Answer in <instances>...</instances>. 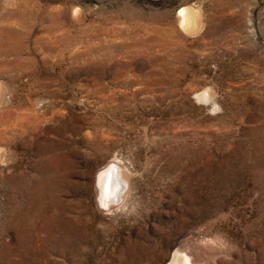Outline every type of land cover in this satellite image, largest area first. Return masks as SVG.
Listing matches in <instances>:
<instances>
[{
	"label": "rangeland",
	"instance_id": "obj_1",
	"mask_svg": "<svg viewBox=\"0 0 264 264\" xmlns=\"http://www.w3.org/2000/svg\"><path fill=\"white\" fill-rule=\"evenodd\" d=\"M0 90V264H264V0H0Z\"/></svg>",
	"mask_w": 264,
	"mask_h": 264
},
{
	"label": "bare ground",
	"instance_id": "obj_2",
	"mask_svg": "<svg viewBox=\"0 0 264 264\" xmlns=\"http://www.w3.org/2000/svg\"><path fill=\"white\" fill-rule=\"evenodd\" d=\"M177 15L180 17V23L181 24H186L189 26H193L195 24V19L193 18L192 14L190 13V10L185 9V8H181L178 11ZM0 95H2V93ZM115 165H117L115 162H109L108 165L105 167L104 172L106 173V175L104 177L103 183L99 186V196L101 197V199H104L105 198L104 195H106V194H109V195L111 194L112 196L118 197L120 195L121 191L125 190V188H126V187L125 188L123 187V183H125V185L127 184L126 177L123 174L124 172L122 173L121 170L118 171L119 174L117 172L116 173L113 172V171H117V170H115V168H117V167H115ZM108 171H112L113 175H111V176H109V174L107 175ZM115 174H116V176H115ZM119 198H120V196H119ZM104 202H105V200L104 201L102 200V203H104ZM173 257H174L173 259L176 260L177 255L173 254ZM180 260H182V259L178 258L177 261H180Z\"/></svg>",
	"mask_w": 264,
	"mask_h": 264
}]
</instances>
